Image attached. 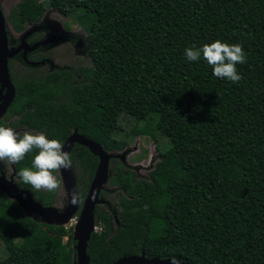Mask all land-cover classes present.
<instances>
[{
	"label": "trees",
	"instance_id": "obj_1",
	"mask_svg": "<svg viewBox=\"0 0 264 264\" xmlns=\"http://www.w3.org/2000/svg\"><path fill=\"white\" fill-rule=\"evenodd\" d=\"M48 3L78 15L89 64L39 78L10 73L15 94L0 126L13 119L11 128L62 144L76 131L115 153L126 146L114 138L125 114L136 122L133 134L167 142L148 179L110 160L107 186L121 194L115 206L106 189L100 194L108 204L95 208L89 264L142 252L188 264H264V0ZM44 9L38 0H21L8 20L21 31ZM216 40L243 46L238 83L216 78L203 57L187 60L186 48ZM35 154L13 164L15 182L53 206L57 192L37 191L18 175ZM70 155L80 210L98 159L78 144ZM0 244V264L75 263L73 227L36 221L1 193Z\"/></svg>",
	"mask_w": 264,
	"mask_h": 264
},
{
	"label": "water",
	"instance_id": "obj_2",
	"mask_svg": "<svg viewBox=\"0 0 264 264\" xmlns=\"http://www.w3.org/2000/svg\"><path fill=\"white\" fill-rule=\"evenodd\" d=\"M21 48L22 46L18 48L8 47L6 25L4 16L0 10V120L12 103L15 94V89L10 79L8 61L14 58L21 51ZM28 51L30 50H23V58L25 60V55ZM31 65L36 66L38 64L32 63ZM75 144L86 147L98 159L93 179L80 208L79 220L73 228V240L75 241L74 264H89L86 249L91 234L96 231L94 223L95 208L99 205L108 204L106 200L100 198V194L106 189L108 184L110 160L118 159L124 162L126 151H122L121 154L106 152L99 144L79 135L76 131L63 143L64 151L71 153ZM14 176V171L10 177H7L3 171H0V193L6 198L15 201L34 220L48 225L65 226L64 224L69 222L79 210L80 201L75 206L70 203L71 193L78 191L77 179L72 168L68 170L62 169L59 172L61 187L66 194V205L63 208L56 207L55 205L49 207L42 206L34 200L28 191L18 187ZM180 262L181 264H188L181 260ZM114 264H171V259L147 258L142 252L136 256L121 257Z\"/></svg>",
	"mask_w": 264,
	"mask_h": 264
},
{
	"label": "clouds",
	"instance_id": "obj_3",
	"mask_svg": "<svg viewBox=\"0 0 264 264\" xmlns=\"http://www.w3.org/2000/svg\"><path fill=\"white\" fill-rule=\"evenodd\" d=\"M189 61H198L203 57L213 69V75L232 83H238L242 76L237 65L247 61L246 53L240 44H229L216 40L202 47L192 46L185 49ZM36 151L31 167H25L18 172L24 184L33 189L47 192H57L61 181L56 173L73 166L69 152L64 151V145L58 139H49L44 133L25 131L23 135L11 127L0 126V161L7 160L11 164L23 161L26 155ZM80 200L78 191L71 193L70 203L75 206ZM171 264H181L176 257L171 258Z\"/></svg>",
	"mask_w": 264,
	"mask_h": 264
},
{
	"label": "rangeland",
	"instance_id": "obj_4",
	"mask_svg": "<svg viewBox=\"0 0 264 264\" xmlns=\"http://www.w3.org/2000/svg\"><path fill=\"white\" fill-rule=\"evenodd\" d=\"M39 1L43 2V4L46 5L47 9L49 8L48 1L46 0H39ZM3 7L5 13H7L8 6L5 5ZM63 22H69L73 30L79 29L81 36L84 37L86 35L85 31L79 25L77 14L71 15L70 18L60 19V23L63 24ZM83 51H85L86 54V57L84 58L77 56L74 53H70V54L65 52L61 53L58 50L55 58L56 59L55 64L59 65L60 67L74 66L75 64L78 66H86L87 64H89V58L86 47L85 50ZM10 65H11L10 66L11 73L19 78H31V77L37 78L48 71V69L42 67L28 68L16 59L11 60ZM135 124L136 122L133 118L125 114L120 115L118 120L119 130L116 133H114V138L117 140H122L126 143V146L123 150L126 151L124 164L132 172H134L137 178L148 179L149 172L152 170L155 163L159 160L158 151L164 150V148L167 147V142L164 138L158 136L151 138L147 136H138L133 134L132 130ZM25 131L31 132L33 134L36 133L26 129L17 130V132H19L20 135H23ZM121 152H115V153L121 154ZM0 171H3L7 177H10L13 174V164L9 163L7 160L0 161ZM74 172L76 173V171ZM56 175L57 177H59V173H56ZM14 180H15V176H14ZM106 190H107V195L109 197L108 201L110 202V204L115 206L116 196L118 194H121V192L117 188H111L109 186L106 187ZM54 205L60 208H63L66 205V194L62 189V187L56 193ZM79 217H80V210H78L73 216V218L64 225L67 227L74 228L77 224V221L79 220ZM66 241L67 240L65 239V242ZM3 256H4V250L2 245L0 244V257Z\"/></svg>",
	"mask_w": 264,
	"mask_h": 264
},
{
	"label": "flooded vegetation",
	"instance_id": "obj_5",
	"mask_svg": "<svg viewBox=\"0 0 264 264\" xmlns=\"http://www.w3.org/2000/svg\"><path fill=\"white\" fill-rule=\"evenodd\" d=\"M20 1L21 0H0V10L4 16V21L6 25L8 47L18 48L22 46L21 51L14 58L8 61L9 74L11 73L10 71L11 65H9V62L14 59L18 60L20 63H22L24 66L28 68L42 67L48 69V71L45 72L44 74L50 73L58 69L73 70L76 69L77 67H80L76 64L74 66H63V67H60L59 65L55 64L56 63L55 58L58 50L61 53L63 52L68 54L74 53L75 55L84 58L86 57V54L85 51L83 50H85L86 47L88 54L86 35L84 37L81 36L79 29L73 30L69 22H63V24L60 23V19L70 18L71 15L66 16L61 14L57 10L51 8L49 3H48L49 8L47 9L46 5H44L43 2H40L38 0V2L42 3L45 8L40 20L37 21L36 23L25 25L21 31H15L8 19L11 15L12 9ZM5 5L8 6L7 13H5L3 7ZM27 33L29 34L27 35ZM25 49L30 50L25 55L26 60L23 58V50ZM32 63H37L38 65L32 66L31 65ZM12 122L13 119H10V121L8 122L9 124L8 127H10V123ZM19 129L29 130L26 127H19L18 129H14V130L17 131ZM121 163L125 165L124 162Z\"/></svg>",
	"mask_w": 264,
	"mask_h": 264
}]
</instances>
